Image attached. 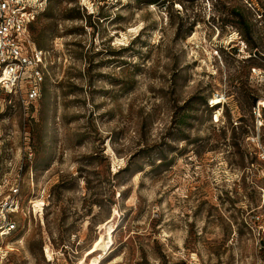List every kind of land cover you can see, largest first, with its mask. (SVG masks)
I'll return each instance as SVG.
<instances>
[{"label":"rangeland","instance_id":"rangeland-1","mask_svg":"<svg viewBox=\"0 0 264 264\" xmlns=\"http://www.w3.org/2000/svg\"><path fill=\"white\" fill-rule=\"evenodd\" d=\"M41 8L40 99L0 103V264H264V0Z\"/></svg>","mask_w":264,"mask_h":264},{"label":"built area","instance_id":"built-area-1","mask_svg":"<svg viewBox=\"0 0 264 264\" xmlns=\"http://www.w3.org/2000/svg\"><path fill=\"white\" fill-rule=\"evenodd\" d=\"M46 1L0 0V103L18 96L27 107L40 99L51 55L37 47L31 28L43 14L41 7ZM18 191L12 190L14 194ZM17 208L14 198L0 205L1 235L16 230L10 216Z\"/></svg>","mask_w":264,"mask_h":264},{"label":"trees","instance_id":"trees-1","mask_svg":"<svg viewBox=\"0 0 264 264\" xmlns=\"http://www.w3.org/2000/svg\"><path fill=\"white\" fill-rule=\"evenodd\" d=\"M35 23H36V22H35ZM35 23H34V24H35ZM34 24L32 25L31 31H32V29H33ZM36 45H37V44H36Z\"/></svg>","mask_w":264,"mask_h":264}]
</instances>
